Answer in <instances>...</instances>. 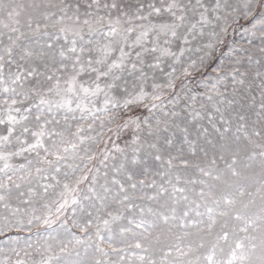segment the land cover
I'll use <instances>...</instances> for the list:
<instances>
[{
	"label": "snow or ice",
	"instance_id": "snow-or-ice-1",
	"mask_svg": "<svg viewBox=\"0 0 264 264\" xmlns=\"http://www.w3.org/2000/svg\"><path fill=\"white\" fill-rule=\"evenodd\" d=\"M0 264H264V0H0Z\"/></svg>",
	"mask_w": 264,
	"mask_h": 264
}]
</instances>
